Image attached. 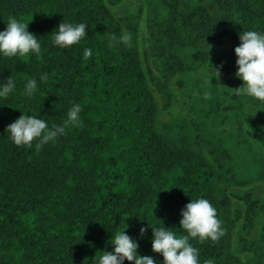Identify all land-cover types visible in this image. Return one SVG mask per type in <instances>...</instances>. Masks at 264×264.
<instances>
[{
    "label": "trees",
    "instance_id": "1",
    "mask_svg": "<svg viewBox=\"0 0 264 264\" xmlns=\"http://www.w3.org/2000/svg\"><path fill=\"white\" fill-rule=\"evenodd\" d=\"M132 1L0 0V32L15 17L41 44L39 57L0 54V88L15 82L0 97V264H99L124 230L140 256L164 264L153 228L187 235L181 212L200 198L224 234L189 238L199 264H264L254 195L264 186V102L234 90L243 85L234 49L241 32L264 34V0H135L128 15ZM62 22L86 24V36L55 45ZM122 32L128 45L110 42ZM182 80L193 91L184 102ZM74 104L82 126L40 150L6 131L22 114L60 126Z\"/></svg>",
    "mask_w": 264,
    "mask_h": 264
},
{
    "label": "clouds",
    "instance_id": "2",
    "mask_svg": "<svg viewBox=\"0 0 264 264\" xmlns=\"http://www.w3.org/2000/svg\"><path fill=\"white\" fill-rule=\"evenodd\" d=\"M28 26L29 23L10 17L6 30L0 32V54L5 57H25L34 53L39 57L41 44L37 37L28 31ZM86 29L87 25L84 23L73 25L62 22L53 37V43L61 48L78 44L86 36ZM130 40L131 34L122 32L119 37L112 35L110 42L115 44L123 42L128 45ZM240 41V45L234 51L238 57L236 75L243 81V85L234 90L238 95H247L264 102V34L257 31L241 32ZM91 56L92 51L86 48L84 59L87 60ZM47 79V74L41 76L42 81L46 82ZM14 86V80L9 77L0 88V97L6 98L13 91ZM35 91H37V82L35 79H30L26 84L25 93L31 96ZM81 111V106L74 104L69 109L63 124L60 126L54 124L51 128L42 119L22 114L15 122L8 125L6 131L10 133L11 139L17 146L31 147L32 142L37 140L35 147L40 150L44 144L54 142L59 136L65 135L68 128L82 126ZM181 215L180 225L187 235L177 236L167 227L153 228L152 250L163 256L164 264H199L198 250L190 244L189 238L218 241L224 234L221 221L217 218L216 209L204 198L191 200L182 210ZM145 231L141 228V235ZM112 245L114 250L104 252L99 258V264H123L125 259L134 264H155L152 257L138 254V243L127 235L125 230L115 233ZM204 264H213V262L207 260Z\"/></svg>",
    "mask_w": 264,
    "mask_h": 264
},
{
    "label": "rangeland",
    "instance_id": "3",
    "mask_svg": "<svg viewBox=\"0 0 264 264\" xmlns=\"http://www.w3.org/2000/svg\"><path fill=\"white\" fill-rule=\"evenodd\" d=\"M135 3H136V1L135 0H133L130 4H128L127 5V11H126V13L128 14V15H133L134 13H136V11H137V7L135 6ZM112 9V11L114 12V13H118V15H122V12H120L119 10L118 11H116V8H111ZM220 78V80H223V82H225V81H228V77H226V76H220L219 77ZM234 80H235V78H234ZM191 88L189 87V83L187 84V81H181V84L180 85H178L177 86V88H176V90H175V92H176V94L179 96V98L181 99V101L182 102H184L185 100H187L186 99V96H188V95H191L192 96V94L191 93H193V91L192 90H190ZM192 91V92H191ZM187 93V94H186ZM193 97V96H192ZM175 110H178V108H176V109H174V111ZM247 131H249L250 133H252V131L247 127V128H245ZM253 143H254V141L252 140V139H250V138H248L247 137V144H249V145H253ZM234 160H235V157L233 156L232 157ZM254 195H256V197L257 198H259V200H260V202H264V186H260L259 188H258V190H256V192L254 193ZM259 205H261V203L259 204ZM261 218H262V214H260L259 215ZM253 235H258V231L256 230V231H254L251 235H250V237L251 236H253Z\"/></svg>",
    "mask_w": 264,
    "mask_h": 264
}]
</instances>
